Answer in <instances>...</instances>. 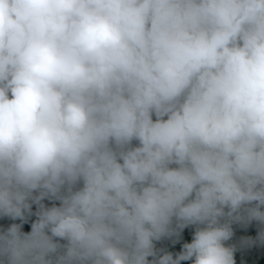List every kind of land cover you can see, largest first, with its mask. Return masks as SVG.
I'll return each mask as SVG.
<instances>
[{
    "label": "clouds",
    "instance_id": "1",
    "mask_svg": "<svg viewBox=\"0 0 264 264\" xmlns=\"http://www.w3.org/2000/svg\"><path fill=\"white\" fill-rule=\"evenodd\" d=\"M0 264H264V0H0Z\"/></svg>",
    "mask_w": 264,
    "mask_h": 264
}]
</instances>
